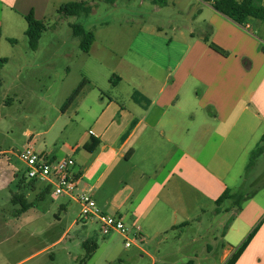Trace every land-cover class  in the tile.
<instances>
[{
	"label": "crops",
	"instance_id": "obj_1",
	"mask_svg": "<svg viewBox=\"0 0 264 264\" xmlns=\"http://www.w3.org/2000/svg\"><path fill=\"white\" fill-rule=\"evenodd\" d=\"M66 2L0 0V61L6 60L2 77L14 70L9 81L3 79L1 91L8 82V99L38 108L50 105L57 112L40 131L33 127L24 132L28 145L38 150L34 138L55 132L62 147L44 142L41 153L55 161L72 157L79 190L88 192L105 214L132 229L139 226L141 243L192 222L201 224L210 211L220 214L216 200L235 186L236 176L241 178L247 157L264 135V38L256 34L264 24H236L205 0H140L150 3L156 15L173 10L159 23L143 20L127 27L136 31L126 40L128 49L143 61L129 53L121 58L123 73L112 80L83 76L67 87V67L58 73L48 67L58 57L44 52L49 31L35 51L25 36L27 15L47 21ZM65 56V51L59 54L63 60ZM83 80L81 93L63 111L61 104ZM135 92L144 102L133 99ZM92 137L100 145L88 152L83 146ZM9 176L1 166L0 179ZM256 195L245 199L220 234L217 264H224L258 224L264 199ZM212 250V243H205L200 252L209 255ZM234 264H264V223Z\"/></svg>",
	"mask_w": 264,
	"mask_h": 264
},
{
	"label": "rangeland",
	"instance_id": "obj_2",
	"mask_svg": "<svg viewBox=\"0 0 264 264\" xmlns=\"http://www.w3.org/2000/svg\"><path fill=\"white\" fill-rule=\"evenodd\" d=\"M66 1L88 2L93 7L90 15L81 17H62L52 11L46 22L49 32L43 40L44 52L58 55L48 67L56 73L63 69V65L67 67V87L77 85L83 76L99 82L107 77L112 80L115 75L123 73L125 67L121 58L129 53L131 59L143 61L128 49L126 40L135 36L136 31L127 27L143 20L159 23L168 14H173L169 9L162 16L156 15L150 3L140 0H118L114 4L105 0ZM72 24H80L94 33L96 44L92 53L81 51L79 39L73 36ZM256 34L264 38V31ZM138 47L135 44L133 49ZM64 51L65 60L59 58ZM13 72L12 69L3 79L9 81ZM8 91L7 82L6 88L0 92V167H5L10 174L7 181L0 179V264H189L190 260L194 264H217L221 254L220 234L227 231L231 217L238 212L230 210V207L236 210L231 200L221 204L220 214L207 213L201 224L192 222L157 238H147L144 243L138 239L137 245L130 248L125 247L124 238L118 233L104 236L96 220L82 222L79 203L68 196H56L51 189L37 201L36 196L44 190L45 184L37 183L32 190L30 180H24L26 168L18 159V151L28 145L29 136L24 132L34 131L33 127L40 131L46 125L45 120L52 121L57 112L50 105L38 108L29 102L22 103V99H8ZM122 95L124 97L125 93ZM25 114L29 117L25 118ZM42 115H47L46 119ZM34 141L40 153V144L44 142L55 149L62 147L55 132L45 138H34ZM248 160L249 156L247 163ZM12 172H15L14 176ZM239 175L241 178L235 177L231 192L240 190L245 196L257 194V200L264 199V154L253 168L248 172L242 170ZM15 194L21 195L24 202L13 203ZM24 203L29 205V209L22 213ZM260 216L257 221L260 222L259 227L264 223V213ZM86 241L95 243L96 249L91 252V248L85 245ZM205 243L213 245L209 255L200 252ZM224 245L227 247L226 243Z\"/></svg>",
	"mask_w": 264,
	"mask_h": 264
},
{
	"label": "trees",
	"instance_id": "obj_3",
	"mask_svg": "<svg viewBox=\"0 0 264 264\" xmlns=\"http://www.w3.org/2000/svg\"><path fill=\"white\" fill-rule=\"evenodd\" d=\"M95 1V0H94ZM108 3H116L118 0H105ZM212 5V8L231 19L233 22L239 25H245L247 23L254 24L259 22L264 24V4H262V0H205ZM156 3L165 4V0H155ZM94 4V2H93ZM93 11V7L89 5L88 2H68L62 4L57 8V13L62 17H81L83 15H90ZM27 20V30L25 36L28 41L29 48L33 51L38 49L39 41L44 35L45 32L49 30V26L47 25V21L45 20H38L35 18L33 13H30L26 16ZM73 34L76 38L79 39V48L84 53H89L93 42L95 41V35L92 31L86 30L80 24H72L71 25ZM11 43H17L16 40H10ZM4 63H6L5 59L0 61V92L3 86V77H2V68ZM86 81L83 80L72 92V94L68 97L65 104L62 107V110L65 111L69 108V106L74 102V100L78 97L81 93L83 87L85 86ZM133 99L136 102L142 103L144 102L143 96L139 92H135L133 95ZM100 145V141L94 137L90 139V141L83 146L85 150L88 152H93L97 149ZM264 153V135L261 136L258 144L256 147L251 151L248 163L245 168V172H248L255 164L256 159ZM24 180H29L24 176ZM30 186L34 191L35 186L38 182L36 180H30ZM45 184V188L43 191L37 194V201L42 199L46 192H49L52 187L49 184ZM249 197V195H243L240 190L239 192H231L230 189H226L216 200V205L218 210L220 209L221 204L225 200L233 201V205L236 208V211L241 209L242 203L245 199ZM24 202V198L19 195H13V203L18 204ZM29 209V205L25 204L22 207L20 212H25ZM260 222L253 228V230L248 234V236L244 239V241L234 250V252L229 256L224 264H234L237 258L241 255L244 251L245 247L248 245L249 241L254 236L255 232L257 231ZM86 246L91 248V252L96 249V244L91 243L89 241L85 242Z\"/></svg>",
	"mask_w": 264,
	"mask_h": 264
},
{
	"label": "built area",
	"instance_id": "obj_4",
	"mask_svg": "<svg viewBox=\"0 0 264 264\" xmlns=\"http://www.w3.org/2000/svg\"><path fill=\"white\" fill-rule=\"evenodd\" d=\"M18 159L26 168L25 176L29 180L49 184L56 196H68L80 205V217L93 219L100 224L104 236L118 233L124 238L126 248H130L136 240H141V229L128 227L122 219L105 214L96 204L92 196L78 188V178L72 172V157L51 160L46 154L38 152L32 145L18 151Z\"/></svg>",
	"mask_w": 264,
	"mask_h": 264
}]
</instances>
